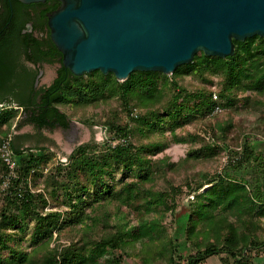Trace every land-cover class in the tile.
Here are the masks:
<instances>
[{"label": "trees", "instance_id": "obj_1", "mask_svg": "<svg viewBox=\"0 0 264 264\" xmlns=\"http://www.w3.org/2000/svg\"><path fill=\"white\" fill-rule=\"evenodd\" d=\"M58 5L59 0H0V102L22 110L15 120L17 128L25 124L36 129L68 128L70 117L59 104L96 105L112 98L127 120L118 121L115 111L116 117L101 123L105 135L101 142L76 145L65 161L51 168L47 176L52 182L46 179V184L52 188L44 191L52 200L27 187L29 176H42L39 167L48 162L49 150L7 141L16 175L9 174L1 155L8 190L0 209V264H121L123 254L137 264H199L213 255L223 264H264L260 141L247 138L240 149L226 148L233 125L229 112L211 125L212 140L194 131H176L195 119L237 105L246 107L251 98L257 113L262 110L264 126V36L233 39L234 53L225 57L197 51L189 63L177 65L170 74L133 70L118 80L111 71L95 69L76 75L61 63V52L49 35L47 13ZM43 62L58 66L49 83L37 86ZM188 74L204 84L188 88L181 82ZM214 75L219 76L216 82ZM217 105L220 110L214 111ZM18 108H0V127L12 123ZM135 135L136 140L131 139ZM170 140L199 144L178 161L167 155L154 158ZM225 148L227 159L221 170H197L186 175L183 184L168 182L169 188H158L161 179L169 181L167 171L190 160H213ZM183 185L192 195L188 210L174 218L173 230L167 233L161 209L175 208L176 203L166 201L169 191L179 193ZM59 194L65 210H44ZM110 206L115 207L112 224L107 219ZM129 214L135 216V223L130 224ZM101 220L102 226H113L114 231L91 238L89 230ZM30 222L32 248L27 250L12 231ZM69 226L82 229L80 240L49 247L53 232ZM38 249L43 250L40 258L35 256Z\"/></svg>", "mask_w": 264, "mask_h": 264}, {"label": "water", "instance_id": "obj_2", "mask_svg": "<svg viewBox=\"0 0 264 264\" xmlns=\"http://www.w3.org/2000/svg\"><path fill=\"white\" fill-rule=\"evenodd\" d=\"M47 25L73 74L124 80L133 70L169 74L200 50L232 55L233 39L264 36V0H59Z\"/></svg>", "mask_w": 264, "mask_h": 264}, {"label": "rangeland", "instance_id": "obj_3", "mask_svg": "<svg viewBox=\"0 0 264 264\" xmlns=\"http://www.w3.org/2000/svg\"><path fill=\"white\" fill-rule=\"evenodd\" d=\"M58 66V62L47 63L43 62L41 64V68L39 71L41 73L37 77V86L42 84L49 83L53 76L55 75V68ZM39 73V72H38ZM170 74V73H169ZM212 79L216 82L219 80V76H212ZM181 82L191 88V86L202 85L204 82L198 78L195 74L183 75L181 78ZM213 82V83H215ZM215 86V85H213ZM216 87V86H215ZM254 97V96H252ZM242 102V101H240ZM14 108H18V106L11 104ZM60 109L64 110L68 116L70 117V125L68 128L55 127L52 129L42 128L36 129L31 124H25L20 128H17L16 118H21L22 110L17 109L18 113L15 119H13L11 124L3 125L0 127V156H1V148L4 143L11 139H15L20 142L23 147H46L49 150V160L46 164H43L39 167V170L42 171V176L36 174L34 177L29 176L27 187H29L34 192H44L45 190H49L52 188L51 184H46V179H48V174L51 171V168L58 161H65L67 155L71 152V150L78 144L83 143L85 141L93 140L95 142H101L105 135L104 130L101 127V123L107 117H116L118 116V121L125 123L127 120L126 114L120 110V105L117 99L112 98L106 101H101L96 105H75V104H59ZM118 111L116 115L114 112ZM232 115L233 125L230 130H228V146L226 148L240 149L243 141L247 138L249 140L258 139L260 141L259 146L257 147V151L264 153V126L261 120L262 110L260 113H257V108L252 103V98L250 99V103L247 104L246 107L236 106L234 110L228 108L224 111H221L220 114L214 116H207L205 118L195 119L188 124H185L182 128H177L176 131L178 133H184L189 131H194L203 136L207 140H212V130L211 125H214L218 120H223L227 113ZM131 139L136 140V135L131 136ZM115 140V139H114ZM198 142L194 143L191 141L187 142H174L170 140L167 147L158 152L154 158H159L164 155H167L169 160L178 161L180 158L184 157L192 148H197ZM226 148L222 149L216 158L210 161L201 160L194 161L190 160L184 165L178 167L176 170H169L168 179L169 181H165L161 179L158 183V188H169L170 184L178 185L183 184L186 175L192 174L194 171L201 170L207 171L209 173H213L215 171H219L223 168L226 159ZM9 174H11L9 172ZM12 176L16 175V171L14 170L11 174ZM49 182H52V179H48ZM7 174L0 169V209L5 201V194L8 190L7 188ZM170 184H169V183ZM21 185V184H20ZM208 184H206L207 186ZM23 186V185H21ZM160 186V187H159ZM205 186V185H204ZM202 187V189L204 188ZM169 190V189H168ZM49 197V200H52L50 194H46ZM51 198V199H50ZM63 195L59 194L53 198V201L47 203L44 206V210L50 209H58L65 210V207L62 206ZM191 199L189 194H186L185 185L182 186V191L179 193H172L169 191V197L167 198V203L171 204L173 201L176 203V206L173 210H165L162 208V222L165 224L166 232L170 233L173 230L174 226V218L179 214L188 210L187 202ZM40 207V205H39ZM115 211V207L110 206L108 215V220L110 224L113 223L115 218L113 217V212ZM122 212H126L124 207H121ZM130 224L135 223V216L129 214ZM182 222L179 220L178 223ZM33 222H30L24 229L20 231H13L16 234V239H20L21 246L27 248L29 250L32 248L29 245L30 241V232L32 228ZM114 231L113 226H102V220L99 224L91 230H89L88 235L91 238H96L99 235H106L110 232ZM82 236V229H76L75 227H65L59 232H53L52 238L49 241V247H53L56 245H63L73 242L74 240H80L79 237ZM178 238H181L180 236ZM15 242V241H14ZM136 247L138 248V244L136 243ZM168 253H171L172 249L166 250ZM6 254V251H3ZM120 252V251H118ZM117 252V253H118ZM43 250H37L36 258L42 257ZM116 253V254H117ZM177 256V255H176ZM104 256L100 258L101 261L104 260ZM217 263L219 261V257L211 256V258H207L203 262L199 264H213V261ZM230 262V259L228 257ZM138 261L131 256H127L123 254L122 263L121 264H137ZM218 264V263H217ZM223 264V263H222ZM230 264V263H229Z\"/></svg>", "mask_w": 264, "mask_h": 264}, {"label": "built area", "instance_id": "obj_4", "mask_svg": "<svg viewBox=\"0 0 264 264\" xmlns=\"http://www.w3.org/2000/svg\"><path fill=\"white\" fill-rule=\"evenodd\" d=\"M214 96H215V93H214ZM10 106H12V105L9 102H0V108L10 107ZM219 110H220L219 106L218 105L215 106L214 111H219ZM1 151H2L1 155L9 167V172L12 174L14 171L15 162L11 156V151L8 148L7 142L2 145ZM190 196H192V195H190Z\"/></svg>", "mask_w": 264, "mask_h": 264}, {"label": "crops", "instance_id": "obj_5", "mask_svg": "<svg viewBox=\"0 0 264 264\" xmlns=\"http://www.w3.org/2000/svg\"><path fill=\"white\" fill-rule=\"evenodd\" d=\"M213 256H217V255H213ZM209 258H211V257H209ZM209 258H208V259H209ZM212 261H213V260H212ZM217 263H218V264H222V262L220 261V259H219V261L217 260ZM217 263H215V262L213 261V264H217Z\"/></svg>", "mask_w": 264, "mask_h": 264}]
</instances>
